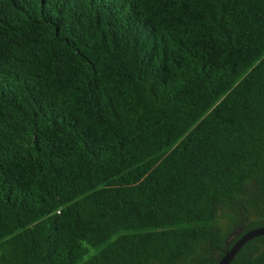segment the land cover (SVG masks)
Here are the masks:
<instances>
[{
    "label": "trees",
    "instance_id": "obj_1",
    "mask_svg": "<svg viewBox=\"0 0 264 264\" xmlns=\"http://www.w3.org/2000/svg\"><path fill=\"white\" fill-rule=\"evenodd\" d=\"M259 227L264 0H0V264H217Z\"/></svg>",
    "mask_w": 264,
    "mask_h": 264
},
{
    "label": "water",
    "instance_id": "obj_2",
    "mask_svg": "<svg viewBox=\"0 0 264 264\" xmlns=\"http://www.w3.org/2000/svg\"><path fill=\"white\" fill-rule=\"evenodd\" d=\"M264 236V227L255 228L247 233L238 228L234 234L227 239V246H232L225 252L217 264H231L242 249L253 240Z\"/></svg>",
    "mask_w": 264,
    "mask_h": 264
},
{
    "label": "rangeland",
    "instance_id": "obj_3",
    "mask_svg": "<svg viewBox=\"0 0 264 264\" xmlns=\"http://www.w3.org/2000/svg\"><path fill=\"white\" fill-rule=\"evenodd\" d=\"M226 227H227V225H226Z\"/></svg>",
    "mask_w": 264,
    "mask_h": 264
}]
</instances>
